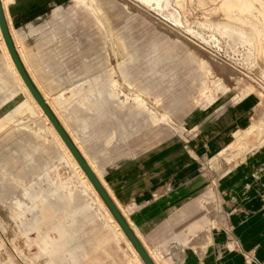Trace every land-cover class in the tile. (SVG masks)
<instances>
[{
	"label": "rangeland",
	"instance_id": "374dc122",
	"mask_svg": "<svg viewBox=\"0 0 264 264\" xmlns=\"http://www.w3.org/2000/svg\"><path fill=\"white\" fill-rule=\"evenodd\" d=\"M3 1L29 74L78 144L83 128L82 137L91 136L99 118L111 122L108 137L124 138L130 116L126 141L149 146L185 133L190 118L244 98L256 116L233 144L255 134L264 143V0H57L62 4L34 7ZM22 11L28 13L21 24ZM30 23L27 55L21 46ZM6 65L3 58L0 264H67L60 254L78 247L95 257L89 264H130L127 243ZM41 72L53 78L45 87ZM111 94L131 110L116 117ZM97 103L103 111L92 110ZM58 238L64 245L51 247L47 240Z\"/></svg>",
	"mask_w": 264,
	"mask_h": 264
},
{
	"label": "crops",
	"instance_id": "0c3cea01",
	"mask_svg": "<svg viewBox=\"0 0 264 264\" xmlns=\"http://www.w3.org/2000/svg\"><path fill=\"white\" fill-rule=\"evenodd\" d=\"M56 1L11 0L7 5L62 4ZM3 58L0 48V67ZM1 74L2 69V80ZM40 77L43 86L53 80L44 72ZM111 96L115 103L109 109L116 117L131 110ZM104 108L100 103L92 106L97 112ZM255 114L252 100L244 98L190 118L183 124L185 133L166 140L164 128H156L162 136L159 141L137 147L126 141L130 139L126 137L130 116L124 117V138L108 137L111 122L99 118L91 136L82 137L87 133V127L83 128L80 144L58 120L87 164H92L89 167L154 264H264V143L255 134L241 146L233 144L235 135L252 125ZM109 144L113 146L107 147ZM230 145L235 149L225 153ZM116 230L127 243L130 264H140L127 237ZM64 239L47 241L51 247L61 248ZM60 255L67 264L95 262L84 247Z\"/></svg>",
	"mask_w": 264,
	"mask_h": 264
},
{
	"label": "water",
	"instance_id": "95a60500",
	"mask_svg": "<svg viewBox=\"0 0 264 264\" xmlns=\"http://www.w3.org/2000/svg\"><path fill=\"white\" fill-rule=\"evenodd\" d=\"M0 29H1L5 44L7 45V48H8V50L11 54V57L13 59V62L15 64L19 74L21 75L22 79L24 80L25 84L29 88L31 94L33 95L35 100L38 102L40 107L43 109L44 113L47 115V117L49 118V120L51 121L53 126L55 127L56 131L58 132L60 137L63 139V141L65 142V144L67 145V147L69 148V150L71 151L74 158L79 163V165L81 166V168L83 169L85 174L88 176V178L92 182L93 186L98 191L99 195L101 196V198L103 199V201L105 202V204L107 205V207L109 208L111 213L113 214L114 218L119 223V225L121 226V228L125 232L126 236L129 238V240L131 241V243L133 244V246L135 247V249L137 250V252L141 256V258L143 259L145 264H154L151 261V259L149 258L148 254L143 249V247L141 246V244L139 243V241L137 240V238L135 237V235L133 234V232L128 227L125 220L122 218V216L120 215V213L116 209L115 205L113 204V202L110 199V197L108 196L107 192L105 191V189L103 188V186L99 182L98 178L95 176V174L93 173V171L91 170V168L89 167L87 162L84 160V158L82 157V155L78 151L77 147L75 146V144L73 143V141L71 140V138L69 137L67 132L64 130V128L60 124L57 117L51 111L49 106L45 103V101L41 97L40 93L37 91L35 85L31 81L29 75L27 74V71L25 70V67L23 66V64L19 58V55L17 54V51H16L15 46L13 44V41L11 39V35L9 32V28L7 25V21L5 18V14H4V10H3L1 0H0Z\"/></svg>",
	"mask_w": 264,
	"mask_h": 264
},
{
	"label": "bare ground",
	"instance_id": "6f19581e",
	"mask_svg": "<svg viewBox=\"0 0 264 264\" xmlns=\"http://www.w3.org/2000/svg\"><path fill=\"white\" fill-rule=\"evenodd\" d=\"M2 6H3V10H4V14H5V18H6V21H8V14H7V7L5 5V2L3 1L2 2ZM24 12L22 11V14ZM19 14V13H18ZM17 19L18 21L21 23L23 20L19 15H17ZM22 24V23H21ZM8 25V28H9V24L7 23ZM28 27L31 28V23L30 24H27ZM24 27V26H23ZM33 31H30V35H28L27 37H25V39H23V44L21 46V48L26 52V54L28 55V51H30V48H32L33 45H31V42L29 41V37H31L33 35L32 32L35 31V29L31 28ZM10 32V30H9ZM12 33H10L11 35ZM11 39L13 41V44L14 46L16 45L15 44V41H14V38L13 36H11ZM39 44H42V42H39ZM37 45V44H36ZM34 45V46H36ZM0 47L2 49V52H3V55H4V58L8 65V68L9 70H11V72L14 74L16 80L18 81V83L21 85L22 89L24 90V92L26 93V95L28 96L31 104L34 106V108L37 110V112L42 116L44 122L47 124L48 126V131L49 133L52 135V137L54 138V140L57 142V144L60 146V148L62 149V151L64 152L66 158L68 159V161L72 164V166L78 171V173L83 177V180H85L86 182V185L87 187L90 189L92 195L94 196V199L97 200L101 206L105 209L107 215L109 216V218L114 222V224L117 226L119 232L126 236L125 232L123 231V229L121 228V226L119 225V223L116 221V219L114 218L113 214L111 213V211L109 210V208L107 207V205L105 204V202L103 201V199L101 198V196L99 195L98 191L95 189V187L93 186L92 182L90 181V179L88 178V176L85 174V172L83 171V169L81 168V166L79 165V163L76 161V159L74 158L73 154L71 153V151L69 150V148L67 147V145L65 144V142L63 141V139L60 137V135L58 134V132L56 131L55 127L53 126V124L51 123V121L49 120V118L47 117V115L44 113L43 109L40 107V105L38 104V102L35 100V98L33 97V95L31 94L29 88L27 87V85L25 84L24 80L22 79L21 75L19 74L14 62H13V59L11 57V54L7 48V45L5 44V41L3 39V35H2V32H1V29H0ZM15 49L17 51V54L19 55V58L23 64V66L25 67V70L27 71V74L29 75L31 81L33 82V84L35 85L37 91L40 93L41 97L43 98V100L45 101V103L49 106V104L47 103L46 101V92L44 90V88L41 90L38 83H37V80L33 79L31 77V75L29 74L28 70H27V67L28 65L26 66L25 65V62L23 61V59L21 58V50H19V47H16L15 46ZM26 61V60H25ZM29 68V67H28ZM30 69V68H29ZM32 73V72H31ZM39 83L42 84V82L39 80ZM41 86V85H40ZM45 87V86H44ZM44 90V91H43ZM49 108L51 109V111L54 113V110L52 109L51 106H49ZM58 116V115H57ZM58 119V118H57ZM62 123V122H61ZM75 143V142H74ZM88 164L90 165V167H92V164H90L88 162ZM93 169V168H92ZM83 184V183H82ZM87 188V189H88ZM127 237V236H126ZM128 239V243H129V246L130 248L132 249L135 257L138 259V261L140 262V264H145V262L143 261V259L141 258V256L139 255V253L137 252V250L135 249V247L133 246V244L131 243V241L129 240V238L127 237ZM130 241V242H129ZM132 257V256H131Z\"/></svg>",
	"mask_w": 264,
	"mask_h": 264
}]
</instances>
